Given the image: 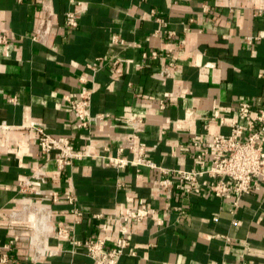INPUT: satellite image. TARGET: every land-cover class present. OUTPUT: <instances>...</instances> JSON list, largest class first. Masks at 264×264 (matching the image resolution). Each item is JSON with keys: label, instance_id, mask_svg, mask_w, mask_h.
Listing matches in <instances>:
<instances>
[{"label": "crops", "instance_id": "1", "mask_svg": "<svg viewBox=\"0 0 264 264\" xmlns=\"http://www.w3.org/2000/svg\"><path fill=\"white\" fill-rule=\"evenodd\" d=\"M66 13L76 18V28L65 25ZM43 21L47 32L34 40L45 29ZM114 36L128 45L112 43ZM1 37L0 260L94 264L76 243L102 239L113 247L121 236L118 218L145 208L155 213L130 224L121 264H264L261 187L221 196L203 176L199 194H188L175 187L176 173L116 168L105 159L115 157L132 133L126 125L131 115L143 119L137 133L144 157L173 171L210 166L209 155L204 167L195 155L211 137L230 132L215 117L236 120L246 134L253 111L264 103V0H0ZM152 51L159 57L143 60L142 53ZM170 62V76L161 77ZM96 63V73L87 69ZM81 89L92 92L93 116L108 115L88 132L77 128L63 99ZM241 102L252 106L251 114L238 116ZM32 123L67 137L85 157L57 170L53 154L39 151ZM122 157L134 155L126 149ZM35 172L45 182L22 197L18 183ZM167 177L170 189L154 185ZM54 192L57 202L51 201ZM25 206L50 209V252L38 256L30 247ZM59 229L68 235H57Z\"/></svg>", "mask_w": 264, "mask_h": 264}, {"label": "built area", "instance_id": "2", "mask_svg": "<svg viewBox=\"0 0 264 264\" xmlns=\"http://www.w3.org/2000/svg\"><path fill=\"white\" fill-rule=\"evenodd\" d=\"M42 25L43 27L45 26V29H43L41 33L38 32L34 40H39L46 34L47 23L43 21ZM65 25L69 28H76L78 23L73 15L66 13ZM165 34L168 38L174 36L173 31L166 30ZM111 41L112 43L122 46L128 45L116 36L112 37ZM252 41V38H247L248 44H251ZM0 43H6V38L1 37ZM179 43L182 45L184 42L181 40ZM148 56L152 59H157L159 54L154 51L150 52V54L142 53L143 60ZM114 65L117 66L118 62L115 61ZM86 67L92 73H96L99 70L97 63L88 64ZM173 67V63L170 62L168 67L160 72L161 77L170 76ZM80 81L82 83L85 82L83 79H80ZM91 95L92 92L90 90L81 89L71 96L63 97L69 104L70 110L77 121V128L87 132L92 124L103 121L108 117L107 114L96 116L91 114ZM252 111L253 108L249 103L241 102L238 105L237 114L239 117H245L251 114ZM253 113H255L254 119L247 126L246 134L245 129L236 120L227 121L224 117H215L218 124L220 126L229 127L230 132L228 135L219 134L211 137L206 149L204 151H199L195 155V159L200 163L201 167H204L203 161L205 157L207 155L210 156V166L205 170L173 171L158 166L152 160L146 159L144 157L146 146L140 141L137 133L138 127L143 123V119L136 115H131L126 120V125L131 128L132 133L120 144L117 149V155L115 157L107 156L105 159L110 166L116 168H125L126 166L133 165L139 169L147 168L156 170L164 176L176 173L178 175V181L175 187L181 188L184 186L185 192L188 194H199V179L203 176H207L213 180L210 190L221 196L231 192L238 195L249 194L253 187H261L264 193V103L256 112L253 111ZM29 127L37 134V145L41 154L44 156L51 153L53 154L52 161L57 170L63 171L65 168L72 166L75 161L85 157L84 154H81L74 148L67 137L52 136L46 133L41 125L37 123H32ZM192 146L195 148L198 146L196 140H192ZM126 149L133 152L134 158L132 160L122 157V153ZM44 182L45 176L39 172H35L18 183V192L22 197H26L32 193V188L35 183L42 184ZM154 185L163 190H168L174 184L167 177L154 181ZM66 200L69 205L73 206L75 204L73 196H67ZM51 201H58L57 193H51ZM23 210L27 215L28 223L32 230V235L29 238V245L36 255H43L49 251L47 245L48 238L53 233V228L50 224L51 211L49 208L43 206H25ZM154 213V210L136 208L128 210L124 215L120 216L118 222L121 229V236L114 246L109 249L105 247V242L102 239H91L82 243L77 242L76 245H81L85 248L86 256L94 264H121L120 259L130 246L128 239L130 224L133 222H143L154 215ZM72 214L76 218L81 217L80 211L75 207L72 209ZM13 216H15V214H13ZM32 218H34V220H32ZM37 222L41 226L38 237H36L35 229ZM158 224H160V222H158ZM56 234L68 235V233L62 229L57 230ZM16 240L18 239L15 238V241ZM10 243L13 244L14 241ZM9 246H5V248H9ZM56 251H54V253ZM6 262L7 258L3 256L0 260V264H6Z\"/></svg>", "mask_w": 264, "mask_h": 264}, {"label": "bare ground", "instance_id": "3", "mask_svg": "<svg viewBox=\"0 0 264 264\" xmlns=\"http://www.w3.org/2000/svg\"><path fill=\"white\" fill-rule=\"evenodd\" d=\"M32 220H34V218H32ZM35 229H36V237H38L41 229V226L38 222L36 223Z\"/></svg>", "mask_w": 264, "mask_h": 264}]
</instances>
